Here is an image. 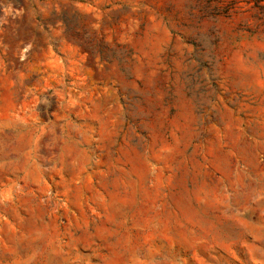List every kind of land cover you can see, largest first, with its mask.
I'll return each instance as SVG.
<instances>
[{
  "label": "rangeland",
  "instance_id": "obj_1",
  "mask_svg": "<svg viewBox=\"0 0 264 264\" xmlns=\"http://www.w3.org/2000/svg\"><path fill=\"white\" fill-rule=\"evenodd\" d=\"M0 264H264V0H0Z\"/></svg>",
  "mask_w": 264,
  "mask_h": 264
}]
</instances>
